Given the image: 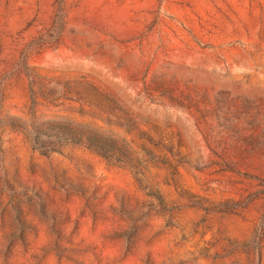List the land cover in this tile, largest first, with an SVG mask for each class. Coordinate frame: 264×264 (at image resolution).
Returning <instances> with one entry per match:
<instances>
[{
	"label": "rangeland",
	"instance_id": "rangeland-1",
	"mask_svg": "<svg viewBox=\"0 0 264 264\" xmlns=\"http://www.w3.org/2000/svg\"><path fill=\"white\" fill-rule=\"evenodd\" d=\"M0 0V264H264V0Z\"/></svg>",
	"mask_w": 264,
	"mask_h": 264
},
{
	"label": "trees",
	"instance_id": "trees-1",
	"mask_svg": "<svg viewBox=\"0 0 264 264\" xmlns=\"http://www.w3.org/2000/svg\"><path fill=\"white\" fill-rule=\"evenodd\" d=\"M56 2L58 6L56 18L59 24L61 23L62 25L64 22V2L65 0H56Z\"/></svg>",
	"mask_w": 264,
	"mask_h": 264
}]
</instances>
